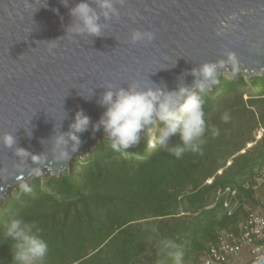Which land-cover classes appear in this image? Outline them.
Wrapping results in <instances>:
<instances>
[{
    "label": "water",
    "instance_id": "obj_1",
    "mask_svg": "<svg viewBox=\"0 0 264 264\" xmlns=\"http://www.w3.org/2000/svg\"><path fill=\"white\" fill-rule=\"evenodd\" d=\"M77 2L0 0V137L10 133L30 151L19 157L16 145L0 140V198L36 172L69 171L71 161L57 158L50 139L68 130L78 109L97 121L104 109L96 101L108 86L175 88L191 84L188 70L205 62L217 72H264V0H114L118 16L101 15V36L66 31ZM136 30L155 38L132 43ZM102 133H82L79 152Z\"/></svg>",
    "mask_w": 264,
    "mask_h": 264
},
{
    "label": "trees",
    "instance_id": "obj_2",
    "mask_svg": "<svg viewBox=\"0 0 264 264\" xmlns=\"http://www.w3.org/2000/svg\"><path fill=\"white\" fill-rule=\"evenodd\" d=\"M245 75L240 71L216 76L217 82L204 97L206 131L200 152H186L178 159L159 147L148 148L160 122L126 151H113L103 139L71 171L59 178L47 176L45 184L35 177L29 188L7 197L0 208V230L14 214L34 221L49 244L46 264H128L145 254L159 234L168 235L178 245L188 241V254L198 258L217 228L229 227L242 215L241 200L250 199L255 185L252 171L262 162L247 151L235 156L240 148L227 120L238 118L236 110L228 108L227 120L218 114L222 103H227L223 101L245 87L248 107L264 101H258L264 99L259 98L264 96V72L248 80ZM217 121L227 126L221 129ZM259 121L264 124L263 114ZM177 143V137L170 141V145ZM257 155L264 158V146ZM232 156L229 166L216 174ZM209 178L211 182L204 183ZM226 187L235 190L239 203L233 214L229 216L223 206L228 199L224 195L205 209L206 198ZM179 210L192 213L180 226ZM10 262L9 245L0 244V264Z\"/></svg>",
    "mask_w": 264,
    "mask_h": 264
},
{
    "label": "clouds",
    "instance_id": "obj_3",
    "mask_svg": "<svg viewBox=\"0 0 264 264\" xmlns=\"http://www.w3.org/2000/svg\"><path fill=\"white\" fill-rule=\"evenodd\" d=\"M61 2L67 6V0ZM53 11L58 12V9ZM69 14L74 22L66 31L71 28L75 34L89 36L102 35L101 15L105 19L118 16L114 0H92L91 3L89 0H78L69 8ZM154 38L152 32L136 30L131 34L132 43L151 42ZM188 71L194 77L191 84L178 82L175 88H168L163 82H151L150 85L134 82L126 87H106L96 101L104 109L99 119L93 122L83 109H78L68 130L57 131L51 137L53 152L57 158L71 161L83 143L81 134L90 127L93 135L103 130L104 141L113 151H126L139 144L142 134L158 122L161 126L148 148L159 147L178 159L186 152H200L201 138L206 131L204 97L217 82V64L205 62ZM84 98L90 100L92 94ZM222 119L227 120V116H222ZM214 134H217L216 130ZM28 135L31 138L30 131ZM173 137H177L179 143L170 145ZM0 140L9 148L16 145L15 154L19 157L30 153L18 146L16 137L10 133H5ZM41 232L42 229L34 221H27L22 215L14 214L4 222L0 230V244L9 245L10 264H46L50 249ZM174 259L175 264H181L179 253Z\"/></svg>",
    "mask_w": 264,
    "mask_h": 264
},
{
    "label": "rangeland",
    "instance_id": "obj_4",
    "mask_svg": "<svg viewBox=\"0 0 264 264\" xmlns=\"http://www.w3.org/2000/svg\"><path fill=\"white\" fill-rule=\"evenodd\" d=\"M240 71L242 70L236 69V68H232L230 70H222V71L217 72L216 76L220 74L230 76L234 72H240ZM252 76L254 77V76H260V75H245L244 79L248 80ZM247 89L248 88L245 87L244 89L239 91L237 95L232 94L229 97H227L226 100L223 101V102L227 101V103H222V106L220 107L218 111V114L221 116L226 115L225 113L228 110V108H234V110H236L237 112V113L235 112L236 114L235 116H238V118L227 120L228 124L231 123L232 125L229 129H231L232 133L234 134V138L237 142V148L238 149L240 148V150L235 154V156L247 151L250 153V155L253 158L258 159V162L262 161L261 163L259 164L257 163V165L254 166L252 174L255 178V183H254L255 185L251 187L250 199L241 200L244 205L242 210H244V208L252 207L257 201L264 199V158H261L260 156L257 155L258 151L264 146V144L262 143V140L264 139V124H262L259 121L260 114H263L264 116V101L262 103H257L254 107H248L246 103L249 98ZM240 93H241V97L239 96ZM259 98H264V96L259 97ZM259 100H264V99H258V101ZM243 108H250L252 111H248ZM216 124L219 125V128L221 129L227 126V124L224 125V121L222 122L217 121ZM146 132H149V131H146ZM262 137L263 139H261ZM103 139H104V134L103 133L99 134L96 143L92 147L89 148L87 153L83 154L79 152L75 154L71 159L69 171L72 170L73 165L78 160L80 159L82 160L84 157H86V155L92 152V150H94L96 146L103 141ZM233 157L234 156L226 159L225 166L221 169H218L216 171V174H220L224 169H226L231 163ZM66 171L68 170H65L64 172H62L61 175L65 173ZM47 176H51V175L44 171L36 172L31 178L24 180L20 184H17L12 189L8 190L7 193L3 196V198L0 201V208H1L2 202L7 197L16 196L17 193L21 191L22 189L29 188V186L31 185L30 183L33 181L35 177L40 178V184H45V178ZM51 177H56V176H51ZM245 179H248V177H241L240 180H245ZM211 180L212 178L206 179L204 183L209 184ZM248 186H250V183L249 185H247L246 183V187ZM223 195L226 196L223 193V190L221 189L217 190L215 194L214 193L210 194L205 200V203H206L205 209L213 206L214 201L217 200L218 197L223 196ZM226 197L228 199L230 198V196H226ZM235 199L237 198L232 199V201H235ZM183 211L179 210L178 211L179 213L177 214V216H181L178 221L179 226L182 223H184V221L186 220L189 221L190 218H188L187 216L191 217L192 215L191 211H188V210L184 212ZM241 213L243 214L244 211H242ZM183 215L186 216L184 219L182 218L184 217ZM193 215H196V213H193ZM236 220L237 218L233 219V221L230 223L229 227L227 228H232L234 224L236 223ZM220 229L217 228L216 231ZM177 253H179L181 256V264H198L199 260L197 256L188 254L189 253L188 241H182L178 245L177 243L173 241V239H170L168 235L165 236L163 234H159L157 236L156 241H154L151 244V246L147 249L145 254L136 256L128 264H175L174 257H175V254ZM229 264H248V263L233 259V261H231Z\"/></svg>",
    "mask_w": 264,
    "mask_h": 264
},
{
    "label": "built area",
    "instance_id": "obj_5",
    "mask_svg": "<svg viewBox=\"0 0 264 264\" xmlns=\"http://www.w3.org/2000/svg\"><path fill=\"white\" fill-rule=\"evenodd\" d=\"M229 199L223 206L229 216L238 207L235 190L226 187L223 190ZM244 205H242L243 207ZM264 256V199L252 207L244 208L232 228H222L215 232L213 239L206 241L198 256V264H229L239 260L253 264Z\"/></svg>",
    "mask_w": 264,
    "mask_h": 264
},
{
    "label": "bare ground",
    "instance_id": "obj_6",
    "mask_svg": "<svg viewBox=\"0 0 264 264\" xmlns=\"http://www.w3.org/2000/svg\"><path fill=\"white\" fill-rule=\"evenodd\" d=\"M98 137V136H97ZM93 145H91V146H89V147H92ZM17 184H19V183H16L15 185H11V186H9L7 189H6V191H5V193H4V195L7 193V191L8 190H10V189H12L14 186H16ZM3 195V196H4ZM3 196L0 198V201H1V199L3 198Z\"/></svg>",
    "mask_w": 264,
    "mask_h": 264
}]
</instances>
